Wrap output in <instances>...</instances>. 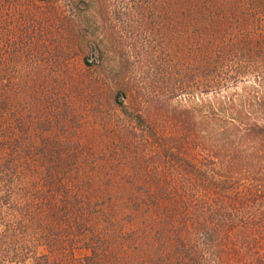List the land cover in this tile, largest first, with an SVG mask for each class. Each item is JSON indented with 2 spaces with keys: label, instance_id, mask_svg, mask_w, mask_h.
<instances>
[{
  "label": "trees",
  "instance_id": "obj_1",
  "mask_svg": "<svg viewBox=\"0 0 264 264\" xmlns=\"http://www.w3.org/2000/svg\"><path fill=\"white\" fill-rule=\"evenodd\" d=\"M58 1L0 0V260L264 264V0H153L146 18L158 32L166 21L170 86H184L195 61L204 88L230 71L255 77L248 104L215 105V133L200 140L188 108L172 109L170 134L128 111L120 71L112 87L103 71L89 83L64 68L88 30L72 21L50 41L44 7ZM178 37L198 44L180 75Z\"/></svg>",
  "mask_w": 264,
  "mask_h": 264
},
{
  "label": "rangeland",
  "instance_id": "obj_2",
  "mask_svg": "<svg viewBox=\"0 0 264 264\" xmlns=\"http://www.w3.org/2000/svg\"><path fill=\"white\" fill-rule=\"evenodd\" d=\"M79 1L81 0H60L51 3L49 7H44L48 23L53 28L49 32L50 41L54 42L59 38L56 31L57 26H60L65 32L64 36H67L68 25L72 21H77L81 27L88 30V35L82 39L83 52L76 53L67 50L68 56L63 63L64 68L75 75L80 71H86L90 74V79H87L89 83L95 81L97 71H103L102 78L105 77L108 85L112 87L116 85L112 77L117 71H120L122 78L119 83L128 91L130 90L128 97L124 99L128 111L144 112L146 118L152 123L154 122L155 127L160 131L168 134L177 132L178 128L173 118L170 117V112L173 108H177V111L188 108L195 117L194 122L203 121V128L199 130V136L196 139L200 140L203 131L208 132V136H210L208 138L212 139L215 133V105L218 106L230 98H235L237 106L248 104L244 98L250 100L251 95L255 92L254 76L234 78L235 74L231 71L227 82L218 86L214 83L206 88L202 87L198 70H196V61L190 64V69L189 66H186L190 78L184 86H170L168 73L171 69L172 49L170 35H166V21L162 16L160 19L161 30L158 32L156 27L154 28V23H151L152 19L146 18L151 7L155 5V1L144 0L141 5L139 0H116L118 7L104 5L102 9V3L99 0H84L87 5ZM141 10L146 13L143 33L140 27L142 25L140 23L141 16L138 14ZM74 12L77 14L73 18ZM43 17H45L44 14ZM62 20L65 22V26L61 25ZM177 39L179 45L181 43L182 49H179L181 46L177 48L179 60L174 72L180 75L183 66H185L182 61L186 62L188 56L190 58L198 52L196 51L198 44L196 41L186 42L183 37ZM67 41H69L68 38ZM184 55H188L185 56L186 61L183 60ZM50 58L52 60L53 57ZM86 58L91 62L89 66L84 60ZM223 77H228V74L224 73ZM135 89L140 90L143 95L131 93ZM160 94L164 98L156 97ZM121 110L122 108H119L121 120H126V114ZM102 112L105 119H109L113 115L112 107L109 105ZM197 126L198 124L196 128H198ZM196 143L195 140L189 147L188 154L192 159L196 157L199 159L198 155H201L199 149L194 148ZM0 264L9 263L2 259Z\"/></svg>",
  "mask_w": 264,
  "mask_h": 264
}]
</instances>
